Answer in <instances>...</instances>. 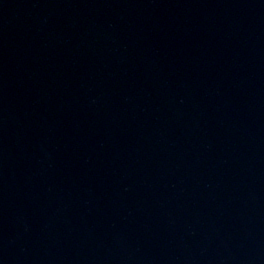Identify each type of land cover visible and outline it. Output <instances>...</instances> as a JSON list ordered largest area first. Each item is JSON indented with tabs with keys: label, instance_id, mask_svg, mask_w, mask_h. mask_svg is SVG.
Wrapping results in <instances>:
<instances>
[{
	"label": "water",
	"instance_id": "water-1",
	"mask_svg": "<svg viewBox=\"0 0 264 264\" xmlns=\"http://www.w3.org/2000/svg\"><path fill=\"white\" fill-rule=\"evenodd\" d=\"M0 264H264V0H0Z\"/></svg>",
	"mask_w": 264,
	"mask_h": 264
}]
</instances>
